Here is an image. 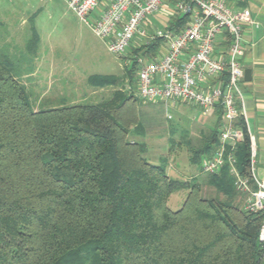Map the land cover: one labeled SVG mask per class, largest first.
Wrapping results in <instances>:
<instances>
[{
    "label": "trees",
    "instance_id": "obj_1",
    "mask_svg": "<svg viewBox=\"0 0 264 264\" xmlns=\"http://www.w3.org/2000/svg\"><path fill=\"white\" fill-rule=\"evenodd\" d=\"M187 20L177 14L168 26L177 32ZM163 44L160 38L132 53L150 58ZM136 66L132 57L130 77ZM129 86L96 103L38 109L0 54V264H263V216L237 202L243 194L228 164L195 182L148 161L144 143L129 137L142 103L133 94L136 78ZM214 111L213 127L190 149L200 171L218 144L222 110ZM238 125L236 166L250 176L242 117ZM182 189V206L170 209V194Z\"/></svg>",
    "mask_w": 264,
    "mask_h": 264
},
{
    "label": "built area",
    "instance_id": "obj_2",
    "mask_svg": "<svg viewBox=\"0 0 264 264\" xmlns=\"http://www.w3.org/2000/svg\"><path fill=\"white\" fill-rule=\"evenodd\" d=\"M100 0H65L67 6L88 25L95 35L107 39V48L123 54L132 44L143 47L162 39L158 52L137 60L136 87L133 94L142 102H162L166 117L168 103H187L207 115L221 108L218 144L201 162V171L214 174L226 164L236 190L243 194V208L261 212L258 240L264 253V180L254 172L255 147L249 138L250 176L236 166V145L243 139L238 119L243 109L240 82L244 69L239 62L244 26L252 21L248 9H234L226 0H171L170 15H186L184 27L174 32L169 26H149L148 18L165 0H110L93 16ZM227 41L218 50L221 42ZM225 76V80L224 77ZM131 90V88H128ZM253 183V185H252Z\"/></svg>",
    "mask_w": 264,
    "mask_h": 264
},
{
    "label": "rangeland",
    "instance_id": "obj_3",
    "mask_svg": "<svg viewBox=\"0 0 264 264\" xmlns=\"http://www.w3.org/2000/svg\"><path fill=\"white\" fill-rule=\"evenodd\" d=\"M135 45L123 54L112 53L107 39L95 35L65 0H0V54L13 65L34 108L96 103L116 90L126 91L136 78V68L132 77L126 70ZM94 77L114 82L99 86ZM137 104L141 121L129 137L144 143L145 158L163 163L176 180L199 182L204 173L190 162V149L198 145L201 132L213 126L211 120L183 102L168 103L170 119L162 102ZM186 193V189L171 193L167 206L179 209Z\"/></svg>",
    "mask_w": 264,
    "mask_h": 264
},
{
    "label": "crops",
    "instance_id": "obj_4",
    "mask_svg": "<svg viewBox=\"0 0 264 264\" xmlns=\"http://www.w3.org/2000/svg\"><path fill=\"white\" fill-rule=\"evenodd\" d=\"M109 1L100 0L93 16H97ZM226 1L234 9L246 8L251 14L252 21L244 26L241 42L242 54L238 59L243 69H250V78L248 80L243 78L240 82L241 97L238 104L243 109L242 118L245 129L255 147V175L260 180H264V0ZM171 6L172 1L165 0L158 12L148 18L149 26L157 27L159 23L167 27L173 18L169 14ZM223 45L221 42L218 50H223ZM206 118L214 125L215 111L207 114ZM199 123L204 125L201 121ZM207 130L209 129L203 132ZM237 202L243 206L244 196L239 195Z\"/></svg>",
    "mask_w": 264,
    "mask_h": 264
},
{
    "label": "water",
    "instance_id": "obj_5",
    "mask_svg": "<svg viewBox=\"0 0 264 264\" xmlns=\"http://www.w3.org/2000/svg\"><path fill=\"white\" fill-rule=\"evenodd\" d=\"M243 78H244V80H248L250 78V69L249 68L244 69Z\"/></svg>",
    "mask_w": 264,
    "mask_h": 264
}]
</instances>
